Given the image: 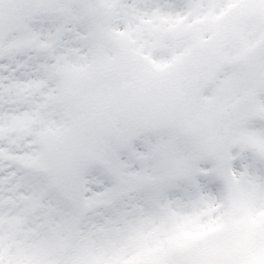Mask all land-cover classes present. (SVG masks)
<instances>
[{
  "label": "snow or ice",
  "instance_id": "1",
  "mask_svg": "<svg viewBox=\"0 0 264 264\" xmlns=\"http://www.w3.org/2000/svg\"><path fill=\"white\" fill-rule=\"evenodd\" d=\"M0 264H264V0H0Z\"/></svg>",
  "mask_w": 264,
  "mask_h": 264
}]
</instances>
